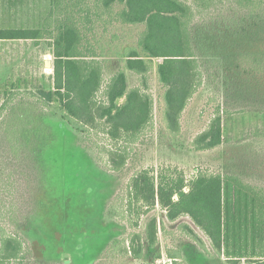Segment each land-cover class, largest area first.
<instances>
[{
  "label": "trees",
  "instance_id": "16d2710c",
  "mask_svg": "<svg viewBox=\"0 0 264 264\" xmlns=\"http://www.w3.org/2000/svg\"><path fill=\"white\" fill-rule=\"evenodd\" d=\"M188 1L191 4L183 0H52L40 28L0 29V40H45L52 48V90L38 89L28 97L7 95L0 106V130L11 158L18 160L24 151L29 153L39 179L49 166L46 177L62 205L68 180L76 181L83 171L93 169L89 151L100 157L98 135L114 143L113 149H102V153L105 170L118 173L133 146L153 132L152 60L157 61V83L162 89L161 121L169 139L180 136L181 116L203 83L192 36L193 7L204 11L221 0ZM233 1L256 18L262 17L264 0ZM116 26H143L135 46H113L118 39L114 34L109 41L97 36ZM110 58L116 59L117 69L105 82ZM128 72L137 77L136 86L129 85ZM224 112L228 114L216 107L207 128L193 139L194 151L208 152L222 145ZM82 140L87 148L80 144ZM1 180L0 264H24L28 251L19 234L15 179L9 173ZM127 198L128 211L138 207L146 216L158 207L169 223L187 217L207 238L210 250L187 223L178 225L179 232L224 264H264V190L236 175L198 170L186 180L175 168H161L156 175L145 169L131 176ZM164 231V222L151 216L143 236L131 232L116 246L122 255L141 260L146 250L156 248L159 232ZM165 254L180 264L178 250ZM160 255L155 250L149 263Z\"/></svg>",
  "mask_w": 264,
  "mask_h": 264
},
{
  "label": "rangeland",
  "instance_id": "374dc122",
  "mask_svg": "<svg viewBox=\"0 0 264 264\" xmlns=\"http://www.w3.org/2000/svg\"><path fill=\"white\" fill-rule=\"evenodd\" d=\"M51 8L52 0H0V29L40 28ZM193 11L192 36L203 83L181 116L178 139L168 138L161 121L162 89L157 83L156 60L150 62L149 79L154 98L153 132L133 146L118 173L105 170L102 153V149H113L114 143L98 135L100 157L88 150L93 169L83 171L76 181L68 180L63 205L51 192L46 177L49 166L39 179L29 153L24 151L18 160L11 158L0 130V180L9 173L15 179L19 234L28 251L24 264H150L155 250L164 254L178 250L180 264H224L179 232L178 225L187 223L210 250L207 238L187 217L169 223L158 207L146 216L138 207L127 210L129 180L145 169L156 175L161 168H175L186 180L198 170L233 174L264 190V10L256 18L233 0H221L204 11L194 7ZM142 30L143 26H116L97 36L109 41L114 34L118 39L113 46H135ZM51 52L45 40H0V106L11 93L18 98L38 89L52 90ZM106 65L105 82L117 69L116 59H107ZM127 74L129 85L136 86L137 77ZM218 106L228 113L222 115V145L208 152L194 151L193 139L207 128ZM80 144L86 147L83 140ZM151 216L162 220L165 227L159 232L156 248L146 250L141 260L122 255L117 242L131 232L143 236Z\"/></svg>",
  "mask_w": 264,
  "mask_h": 264
},
{
  "label": "built area",
  "instance_id": "2783aa9c",
  "mask_svg": "<svg viewBox=\"0 0 264 264\" xmlns=\"http://www.w3.org/2000/svg\"><path fill=\"white\" fill-rule=\"evenodd\" d=\"M176 260L168 258L164 253L161 252L159 258L154 260L151 264H175Z\"/></svg>",
  "mask_w": 264,
  "mask_h": 264
},
{
  "label": "water",
  "instance_id": "95a60500",
  "mask_svg": "<svg viewBox=\"0 0 264 264\" xmlns=\"http://www.w3.org/2000/svg\"><path fill=\"white\" fill-rule=\"evenodd\" d=\"M46 65H50V63L48 61H46Z\"/></svg>",
  "mask_w": 264,
  "mask_h": 264
}]
</instances>
